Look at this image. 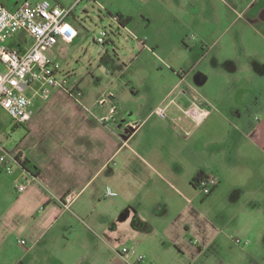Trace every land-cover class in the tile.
I'll return each mask as SVG.
<instances>
[{
  "label": "crops",
  "instance_id": "obj_1",
  "mask_svg": "<svg viewBox=\"0 0 264 264\" xmlns=\"http://www.w3.org/2000/svg\"><path fill=\"white\" fill-rule=\"evenodd\" d=\"M24 1L0 0L10 10L20 7ZM144 1L141 21L135 19V13L128 7L124 8V12L117 8L112 10L103 0H94V5L110 9L107 12L113 14L119 11L123 23L116 17L113 19L133 37H144L140 38L144 49L169 50L177 54L192 52L196 47L188 45L186 41L195 38L201 42V50L206 53L212 48L207 47L206 43L213 41L218 44L221 38L229 36L217 54L219 57L227 49L234 50L228 56L230 64L227 70L238 75L239 80L236 78L232 97L219 100L213 104L212 110L204 106L208 114L202 122L206 120L209 124L201 128L194 127L189 121L193 119L186 110L193 105L181 104L179 99L183 95L173 94L180 82L168 93L173 98H164L162 104L148 110L143 105L128 108L121 104L123 101L113 91L106 93L108 97L105 93L96 94L90 105L81 82L71 77V73L65 69L60 71L67 73L71 84L78 85L83 91L81 101L75 100L63 88L34 83L28 91L33 98L34 114L23 125L25 136L16 149L26 155L27 166L35 176L16 166L20 170V180L28 182V179L29 183L24 191L17 189V182L11 185L15 188V194L8 195L10 203H5L6 208L0 215V253L11 235L17 236L18 244H22L20 240L24 239L26 244L23 245L30 248L44 242L47 236L54 233L53 226L64 212L61 199L69 189L76 193L71 206L66 208L72 210L87 188L92 187L91 197L100 195L105 177L114 175L113 166L138 160L146 172L148 170L150 174L161 177L179 195L181 190L168 181L169 177L175 179L183 189L194 191L195 195L186 205L187 219L182 221L179 218L175 223L169 222L165 226L164 245L168 249L173 246L178 249L184 260L181 263L179 259L181 264H188V261H192L190 264H264V0ZM53 4L64 5L61 0ZM132 20L133 29L128 27ZM148 40L152 46L146 42ZM171 42V49L164 45ZM7 44L24 52L32 44V39L25 32H19ZM239 45L246 59L245 64L237 60ZM54 47L45 49V52L57 62L52 54ZM40 88L49 90L47 99L34 95ZM131 91L137 94L135 87ZM101 99L105 101L101 103ZM133 100H137V97H133ZM158 106L166 107L167 117L160 123H154L151 121L157 114ZM123 107L127 109L123 110ZM105 117L109 118L102 122ZM208 127V133L204 132ZM150 133L160 137L159 145L153 147V143H149ZM186 133L193 135L191 141L182 137ZM207 139L212 140L207 142ZM185 140L183 145L181 142ZM222 140L228 143L219 148ZM132 141L134 145L137 144L136 147ZM126 148L128 151L124 150ZM123 151L127 153H124L121 161L117 160ZM232 168L233 171L235 168L243 171L244 181L233 182L240 189L233 195L214 194L222 185L220 175L227 174ZM200 172L214 174L219 181L207 201L213 205L216 217L221 220L220 223L213 220L210 223L213 226L201 222L205 215L202 208L207 202L197 201V188L193 183ZM28 176H32V179ZM182 177L185 183H182ZM241 186L246 188L245 192ZM107 188L116 192L110 186L106 187V191ZM106 191L104 197H114L106 195ZM86 201L90 202V199L87 197L82 203ZM157 209L162 214L167 207L161 204ZM82 212L89 215L92 210L86 207ZM100 216L102 223L109 221L102 212ZM92 224L97 226L96 222ZM93 225H89L88 231L96 248L102 242L106 247L120 249L121 246L113 243L108 234L106 237L101 236ZM184 225L186 228L181 231ZM64 226L72 227L69 224ZM199 226L202 228L198 231ZM145 227L146 231L154 228L151 223ZM192 227L197 228L195 232L200 240L191 245L177 242L181 238L174 236L175 229L178 228V234L181 235L190 232ZM108 228L111 225L108 224ZM138 257L143 258L139 262L145 259L144 255ZM25 259L2 256L0 264H27Z\"/></svg>",
  "mask_w": 264,
  "mask_h": 264
},
{
  "label": "rangeland",
  "instance_id": "obj_2",
  "mask_svg": "<svg viewBox=\"0 0 264 264\" xmlns=\"http://www.w3.org/2000/svg\"><path fill=\"white\" fill-rule=\"evenodd\" d=\"M37 0H30L35 3ZM41 1V0H40ZM51 2L59 0H50ZM63 7L72 12L67 17L68 22L78 31V37L72 41L61 40L58 46L54 47L52 53L58 60L60 69H65L71 73V77L81 82L86 101L92 105L96 94L113 91L119 95L121 104L137 107L143 105L144 109H149L157 104H162V100H169L175 94L181 93L180 103L183 105L202 104L212 110L213 104L219 100H228L232 97L233 86L238 75L230 73V57L234 50L227 49L218 57V50L229 36L221 38L219 43L210 41L207 47L212 46L209 52L203 53L201 42L196 39H187L188 45H194L196 48L192 52H166L159 49H144L141 46L140 38L133 37L124 29L118 21L108 15L106 8L94 5V0H61ZM109 8H117L124 12L128 7L135 13V19L140 21L142 16V4L144 0H103ZM119 13V11H117ZM115 14V12H114ZM121 14V13H120ZM127 19V17H125ZM133 29V20L128 27ZM106 30L108 35L105 37L104 45L96 43V37L101 35V31ZM66 31L72 33L70 26ZM152 46L151 41H146ZM172 42L166 45L169 49ZM238 46V44H237ZM236 46V47H237ZM156 48V47H153ZM177 54V55H176ZM237 60L240 64H245L246 59L243 51L237 54ZM177 82L180 85L175 89ZM135 87L137 94H133L131 88ZM174 96L168 95L171 89ZM243 92V91H240ZM122 94V95H120ZM137 97V100H133ZM147 101V102H145ZM183 101V103H182ZM131 106V107H130ZM123 110L127 108L123 107ZM169 110V112H171ZM168 112V114H169ZM182 113V112H181ZM163 120L156 114L151 122L160 123ZM166 120V119H165ZM168 120V119H167ZM194 127L208 126L209 122L196 123L189 120ZM11 115L0 106V144L6 151L15 153L16 148L25 136V130L22 124H16ZM211 127V126H210ZM208 127L204 132L208 133ZM191 128V127H190ZM193 129L191 128V133ZM189 135V134H188ZM187 133L182 137L191 141L193 135ZM212 137L213 134H210ZM208 135L205 136V138ZM149 143L153 147L159 145V136L150 133ZM212 139H207L210 142ZM181 142V141H180ZM227 140H222L219 148L224 147ZM133 145V141L131 142ZM185 145L186 140L181 142ZM198 144V143H196ZM135 145H137L135 143ZM134 145V146H135ZM136 147V146H135ZM128 151V149H124ZM123 151L116 159H122ZM137 161V162H136ZM131 163H122L115 168L113 176H107L104 179V185L100 187V195L91 197L92 187L87 188L82 197L78 199L72 210L62 207L64 212L61 214L58 222L53 226V234L47 236L44 242L33 248L17 243V236L11 235L7 245L1 250V257L18 259L25 258L27 264H125L120 257L115 246L106 247L99 244L96 248L88 231L89 225L96 222L95 231L106 237L108 234L113 243L122 246L135 247L136 254L131 257L132 263H135L138 256H145V259L138 264H181L184 262L178 249L173 246L168 249L164 243L166 241L165 226L167 223H175L177 220L187 219L186 205L195 195L194 191L183 189L175 179L168 178V181L181 190L179 195L170 184L165 182L158 175H152L146 168L144 169L140 161ZM234 168V167H233ZM233 168L228 173H222L221 187L214 194L226 196L236 193L238 188L233 182H243V171ZM207 170H209L207 168ZM20 170L14 166L13 171L9 172L6 168L0 170V215L6 208L5 203L8 195L15 194V188L11 185L16 182L20 184L23 180L19 177ZM172 180V181H171ZM185 183L184 178H181ZM97 184V182H95ZM110 186L117 192V196L104 197L106 187ZM243 192L246 188L241 186ZM73 191L69 189L61 199L62 202L66 195ZM196 199L199 203L208 201L213 195H204L199 189L196 190ZM89 201L84 203L85 198ZM165 204L167 207L164 213H159L157 207ZM88 207L92 212L88 215L85 208ZM185 208V212L183 211ZM213 205L207 202L202 208L204 211L205 224L211 225L213 220L221 222L216 217ZM72 211V212H71ZM74 212V213H73ZM106 216L107 223H102L100 213ZM181 216V217H180ZM197 217V216H196ZM151 223L154 228L152 231H146V224ZM64 224L72 227L65 228ZM111 225V228H108ZM214 225V224H213ZM211 225V226H213ZM186 225L181 231H184ZM202 228L198 227V231ZM196 229L192 227L188 233H181L178 228L174 231V236H179L184 242L193 244L199 241ZM109 230V231H108ZM116 245V246H117ZM28 248H30L28 250ZM23 254L25 256H23ZM23 256V257H22ZM13 257V258H11ZM181 259V263L179 262ZM9 260V259H8ZM188 264L192 263V261ZM193 264H198L193 262Z\"/></svg>",
  "mask_w": 264,
  "mask_h": 264
},
{
  "label": "built area",
  "instance_id": "obj_3",
  "mask_svg": "<svg viewBox=\"0 0 264 264\" xmlns=\"http://www.w3.org/2000/svg\"><path fill=\"white\" fill-rule=\"evenodd\" d=\"M72 10L73 7L67 10L49 0L35 3L25 0L15 10L8 9L0 2V106L11 115L16 124H26L34 114L33 98L28 94L34 83L63 88L75 100L81 101L83 91L78 85L71 84L69 75L60 71L59 63L54 62L45 52V49L54 47L60 39L72 41L78 35L76 28L67 20ZM67 26L73 30L72 33L66 31ZM19 32H25L32 39V44L24 52L7 44L8 40ZM107 35L106 30L101 31V35L96 37V43L104 45ZM34 95L47 99L50 92L48 89L40 88ZM103 101L105 100L101 99L100 102ZM186 112L196 123H201L207 116L208 109L202 104L195 103ZM156 113L162 118L167 117L165 106H158ZM108 118H102V122ZM25 160L26 155L20 149L15 153H9L0 144V170L6 168L12 172L14 166L21 167V162ZM28 177L32 179V176ZM27 181L18 184L17 189L26 190L29 180ZM218 183V178L214 174H204L196 183V188L207 195ZM116 194L107 188L106 195ZM75 198V192L68 193L62 201L64 207L69 208ZM20 243L26 244V241L21 239ZM117 252L125 264H138L143 259L139 257L135 263H132L130 256L136 254L135 247L122 246Z\"/></svg>",
  "mask_w": 264,
  "mask_h": 264
},
{
  "label": "trees",
  "instance_id": "obj_4",
  "mask_svg": "<svg viewBox=\"0 0 264 264\" xmlns=\"http://www.w3.org/2000/svg\"><path fill=\"white\" fill-rule=\"evenodd\" d=\"M108 15L111 16V17H116L118 19V21L122 24L123 21H122V18L123 16L121 14H113L111 12H108ZM16 125V124H15ZM17 126V125H16ZM27 159L25 161H22L21 162V168L29 173H32L34 176H35V173H33L27 166ZM204 175V172H200L193 180V183L195 184L196 186V183L200 180V178Z\"/></svg>",
  "mask_w": 264,
  "mask_h": 264
}]
</instances>
